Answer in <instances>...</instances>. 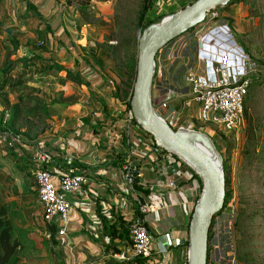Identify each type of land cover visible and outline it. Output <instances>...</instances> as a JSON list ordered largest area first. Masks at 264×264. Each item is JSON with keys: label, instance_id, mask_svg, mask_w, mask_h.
Wrapping results in <instances>:
<instances>
[{"label": "rangeland", "instance_id": "1", "mask_svg": "<svg viewBox=\"0 0 264 264\" xmlns=\"http://www.w3.org/2000/svg\"><path fill=\"white\" fill-rule=\"evenodd\" d=\"M25 1L42 8V20L52 29L50 33H45L46 36L42 37L41 32H38L43 30V24L39 23L35 13L24 9ZM152 3L155 15H158L156 0ZM142 5L143 0H0L2 38H7V33L11 32L17 41H21L19 49L7 52L0 48V67L6 61L24 58L26 43L37 46L38 42L43 41L40 47V51H43V46H48L51 39L63 40L72 45L71 50L84 55L101 52L105 62L104 74L90 68L101 81L98 85H95L96 81H91L86 87L73 83L59 86L55 78H50L42 83H33L35 89L24 92L22 100L8 95L7 89L4 93L0 91V124H11V129L19 137L17 140L37 148V140L45 133L56 136V126L52 125V116L55 114L51 113L55 109L52 108H60V112H64L66 108L61 105H75L77 100H81L84 103L80 112L75 109L78 111L66 119L65 126L77 128L78 120L104 118L108 121V128L127 133L129 125H125L129 123V113L124 111V104H118L113 95L118 86L127 90L130 96L133 93L138 40L144 31L137 24ZM212 12L216 17H206L203 27L214 22L227 24L236 43L258 64L259 70L254 76L262 80L248 91L243 124L239 130L227 132L201 122L195 106L190 105L181 110L184 103H190L188 95L178 98L175 108L179 115L174 129L183 128L193 134L204 135L222 161V167L224 161L226 168L227 199L222 211L214 217L208 233L207 264H264V0H244L226 11L217 6ZM198 28L186 31L180 37L181 40L192 39L193 44L194 33L201 32ZM61 43L59 41L57 45L58 50L61 49ZM130 63L135 65L133 78L126 75ZM64 65L73 73L78 70V66L81 69L89 68L82 59L65 61ZM21 73L15 71L11 81L28 80L34 76V73ZM120 97H123L122 92ZM98 100L105 106L107 116L97 104ZM151 104L158 115L157 107L152 101ZM42 105L45 106L46 114L37 111L38 106ZM79 117L81 119L77 120ZM11 139L9 132L2 133L0 147ZM3 186L0 183V194L6 196V189L1 188ZM201 195L202 188L196 199Z\"/></svg>", "mask_w": 264, "mask_h": 264}, {"label": "crops", "instance_id": "2", "mask_svg": "<svg viewBox=\"0 0 264 264\" xmlns=\"http://www.w3.org/2000/svg\"><path fill=\"white\" fill-rule=\"evenodd\" d=\"M189 1L156 0L159 7L156 13L167 15L172 9L181 10V6ZM34 7L42 15V8L39 5ZM24 9L28 12L26 6ZM38 21L43 24V30L38 32H41V36H46L44 31L47 22L44 21L46 23L44 24ZM1 31L0 27V48L7 52L15 49L11 43L14 39L19 49L21 41H17L11 32L7 33V38H2ZM4 31L6 34L5 29ZM181 38L162 48L155 56L150 97L161 117L176 110L178 98L189 95V89L184 82L185 73L198 64L192 41H182ZM59 41L65 44H60V50L57 48ZM59 41L51 39L47 43L48 46H43V51H40L43 41L38 42L37 46L28 42L23 49V56L27 58L30 50H35L37 54L46 58L51 57L63 66L65 61L76 62L82 59L84 54L71 50V44L63 40ZM67 69L70 70V68ZM16 71L21 73L19 69ZM78 71L85 83L96 81L95 85H98L101 82L90 68L81 69V66H78ZM50 83L53 84V82ZM99 86L101 87L102 84ZM169 87H174L176 94L169 103L168 109L159 108V103ZM114 99L121 104L119 99L115 97ZM83 103L77 100L75 105L63 104L61 107L66 108L64 112H60V108H52L55 109L51 113L55 114L52 116V125L56 126L54 130L56 136H48L45 133L37 140V148H32L27 142L23 144L20 140H16L19 144L16 148L18 155L27 157L33 164L34 170L36 155L45 152L50 156V160L44 167L53 174L59 175L61 172L68 171L69 168H74L85 172L88 176V184L83 187L85 195L82 193L68 195L72 209L67 224L62 225L58 220H54L52 225L57 228L54 242L49 241L45 231L34 178V186L31 187L23 174L17 170L14 161L4 157L0 152V183L4 185L1 188L6 189L7 193L6 196L0 194V204L9 205L13 214L15 213L11 217L12 222L18 228L27 230L26 236L33 245V248L24 251L20 262L22 264H125L115 260L114 254L106 249L108 239L102 230L101 217L111 221L110 214L113 212L124 215L126 220L136 210L137 202L150 199L154 193H162L164 207L156 214L145 217L153 251L149 258L143 259V264H188V249L186 250L184 244L188 240L190 216L199 194L198 187H192L195 180L189 182L182 178L176 181V187L173 189L163 187L161 184L169 180L166 173L172 166L179 163L178 159L172 153L160 150L153 154L154 163L146 164L143 157L131 153L128 148V146L132 148L126 139L128 130L125 136L123 133L125 131L110 129L107 127L108 121L104 118L96 120L85 118L89 122L85 123V119L79 121L78 119H81L79 117L77 128L65 126L66 119L73 117L76 111L81 110ZM75 109L78 110L75 111ZM181 110H184L183 107ZM127 125L129 124L125 126ZM136 140L140 139L136 138ZM141 142L147 148L152 145L149 141ZM131 144L133 145V142ZM128 159H131L138 167L140 173L134 192L118 174L121 165ZM80 165L86 168H80ZM183 173L186 176L187 172ZM167 238L171 244H168ZM122 249L123 247L120 251Z\"/></svg>", "mask_w": 264, "mask_h": 264}, {"label": "built area", "instance_id": "3", "mask_svg": "<svg viewBox=\"0 0 264 264\" xmlns=\"http://www.w3.org/2000/svg\"><path fill=\"white\" fill-rule=\"evenodd\" d=\"M212 10L205 17H216L214 12L211 13ZM202 28L197 29L201 32L196 31L193 36L195 39H193V47L198 64L189 69L184 77V82L189 89L190 103L186 102L182 107L184 109L190 105L195 106L198 119L203 123H209L227 132L239 130L243 124L244 102L249 91L251 77L259 70V66L236 43L227 24L214 22L204 29ZM175 94L174 87L166 89L159 108L168 109ZM178 115L177 110H172L167 116L159 117L171 129H174ZM128 122L127 142L132 147L130 148L131 153L143 157L146 164H153V154L159 152L162 147L155 142V147L151 145L147 148L143 142L136 140L134 130L139 127L130 125V117ZM176 158L179 163L172 166L166 173L169 180L165 184L160 183L163 187L173 189L176 187V181L182 178L189 182L195 180L190 171L193 169L180 157ZM49 160L50 156L45 152L38 153L36 168L32 173L37 189V199L42 208V221L44 225H51L56 219L62 225H66L72 209L68 195L73 193L85 195L83 187L88 184V176L85 172L74 168L55 175L44 167L49 163ZM126 162L120 167L118 174L134 192V183L140 173L131 159ZM184 171L187 172L186 176L183 175ZM192 187H198L196 180ZM136 206V210L126 219L129 223L131 243L113 255L115 260L125 264L134 262L138 258L147 259L151 256L152 239L146 226L145 217L156 214L164 207L163 194L154 193L150 199L137 202ZM47 237L49 238L48 234ZM167 241L168 244H171L169 238Z\"/></svg>", "mask_w": 264, "mask_h": 264}, {"label": "trees", "instance_id": "4", "mask_svg": "<svg viewBox=\"0 0 264 264\" xmlns=\"http://www.w3.org/2000/svg\"><path fill=\"white\" fill-rule=\"evenodd\" d=\"M153 0H143V5L141 6V9L137 16V24L144 30L149 25L158 23L162 18H164L167 15H172L179 11L178 9H172L169 11L167 15H155L154 11V5L152 3ZM195 0L189 1L187 4H184L181 6V9L185 8L187 5H190ZM244 0H231L229 3L223 6H218L223 11L228 10L232 6H236L243 2ZM25 6L28 11H32L35 13V16L37 19H39L41 22H44L42 20V17L39 12L36 11L33 4H31L28 1H25ZM206 17L204 20L197 25H195L190 30L199 27L202 28L204 24L206 23ZM44 24H46L44 22ZM198 28V29H199ZM51 29L46 24L44 33H50ZM187 32H184L181 36L186 34ZM180 36V37H181ZM43 37V36H42ZM11 43L14 45L15 49H18L17 42L12 39ZM101 53V52H100ZM100 53H95L94 55L86 54L82 57V61L85 65H87L89 68H94L99 71V74H104V59L101 56ZM104 54V52L102 53ZM132 62V61H131ZM20 67V68H19ZM128 71L126 72V75L134 77V71H135V65L130 63L127 65ZM19 69L21 74L26 73H34V77H30L28 80H18L15 82H12L11 79L13 77V73ZM36 72V73H35ZM50 77H53L57 80V83L59 85H63L65 83H73L78 86H86L87 83H85L81 76L79 71H75L74 73L71 72V70L67 69L65 66L59 64L56 62L53 58L49 57L46 58L40 54H37L34 51L30 50L29 57L27 58H19L13 61H6L1 64L0 67V91L4 93L6 89L8 90V95L17 97L19 100H22V95L26 91L34 90L33 83L36 82H45L46 80L50 79ZM262 80L261 77L258 76H252L251 77V83L250 87H253L254 85L258 84V82ZM264 81V77H263ZM122 92L123 97H120V93ZM119 94V95H118ZM248 95V93H247ZM246 95V97H247ZM94 97V96H93ZM114 97L119 99L121 103H123L124 111L129 113L130 117V125L131 126H138L139 128L134 130V137L139 138L141 141H149L154 147L156 146L155 140L153 136L145 131L141 125L137 123L135 118L132 115L131 112V106H130V99L131 96L127 93V90L124 91V89H120L118 86L115 90ZM245 97V99H246ZM120 98L122 100H120ZM246 101V100H245ZM97 104L100 106L101 111L104 112V116H107L105 110V106L99 102ZM245 107V102H244ZM245 109V108H244ZM40 111L43 114H46L45 106H38L37 111ZM85 123H89L86 119L84 120ZM13 125V123H12ZM11 124L7 125H1L0 124V135L5 132H9L11 135V140L8 143H5L3 146L0 147V152L4 157L9 158L10 160L14 161L16 164L17 170L23 174L24 178L30 183L31 187L34 186V180L32 176L33 172V164L30 162V160L27 157H22L18 155V152L16 151V148L19 146L17 143L18 135L15 133L14 130L11 129ZM161 150L165 151V149ZM172 155L176 156L172 153ZM177 157V156H176ZM80 168H86L84 165H80ZM192 178L196 180V184L198 186L199 191L202 188V181L199 178V176L191 170ZM223 172H224V184L226 187L227 184V176H226V168L223 161ZM136 181L134 183V189L136 186ZM227 199V192L225 191V197H224V203ZM197 200V199H196ZM136 204V202H135ZM136 208V205H135ZM15 214V213H14ZM13 211L10 209L9 205L7 204H0V264H22L20 262V258L23 257L24 251L28 250L29 248H33L31 240H29L26 236L27 230L18 228L14 222H12L11 217L14 216ZM111 221L106 219L105 217H101L102 222V230L103 233L106 235L108 239V244L106 245V249L112 253L116 254L120 252L121 247H125L130 245L131 241L129 238V230H128V222L125 220V216L118 213H111ZM191 217V216H190ZM45 231L49 235V241L54 242L55 241V235L57 233V228L55 226L51 225H45ZM209 238V234H208ZM47 245V244H45ZM184 246L186 247V250L188 249V240L185 242ZM208 246H207V261L208 262ZM143 258H138L134 262H130V264H143Z\"/></svg>", "mask_w": 264, "mask_h": 264}, {"label": "water", "instance_id": "5", "mask_svg": "<svg viewBox=\"0 0 264 264\" xmlns=\"http://www.w3.org/2000/svg\"><path fill=\"white\" fill-rule=\"evenodd\" d=\"M230 1L195 0L149 25L138 40L136 79L130 99L132 115L160 147L185 161L202 181V195L195 203L189 221L188 264H206L208 233L214 217L224 208V172L215 150L184 129H171L155 113L150 97L154 60L158 51L202 22L210 10Z\"/></svg>", "mask_w": 264, "mask_h": 264}, {"label": "bare ground", "instance_id": "6", "mask_svg": "<svg viewBox=\"0 0 264 264\" xmlns=\"http://www.w3.org/2000/svg\"><path fill=\"white\" fill-rule=\"evenodd\" d=\"M183 129V128H182ZM185 130V129H184ZM187 131V130H186ZM189 132V131H188ZM191 135H193L194 137H196L197 139H199L202 143H204L205 145L209 146L211 149H212V146L209 142V140L204 136V135H201V134H193L192 132H189Z\"/></svg>", "mask_w": 264, "mask_h": 264}]
</instances>
